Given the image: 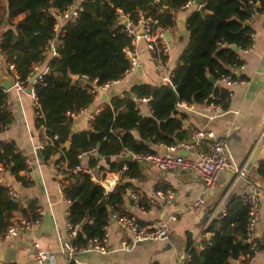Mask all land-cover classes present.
<instances>
[{
  "label": "trees",
  "instance_id": "16d2710c",
  "mask_svg": "<svg viewBox=\"0 0 264 264\" xmlns=\"http://www.w3.org/2000/svg\"><path fill=\"white\" fill-rule=\"evenodd\" d=\"M149 1L85 0L80 5L79 18L63 23L55 45L57 55L47 61V71L32 84L44 115L43 120H37V127L44 124L59 137L55 147L41 151L44 161L60 154L56 161L64 159L71 168L78 164V153L96 147L97 158L90 163L95 166L101 159L126 152L154 153L146 142L170 146L188 139L189 134L182 129L183 115H177V103L201 104L211 100L210 94L215 100L224 96L220 78L235 77L233 68L242 63L238 50L252 43V28L244 24L254 12L255 3L264 8V0H200L203 11L193 10L186 21L189 43L171 71L173 88L167 84H135L123 97L112 95L109 104L94 117L89 130L73 133V120L67 112H76L94 100V95L82 89L73 76L87 74L100 82L121 77L128 60L115 43L127 44L128 39L121 32L123 25L119 23L118 10L134 18L139 9L152 11ZM185 1L166 0V3L177 9ZM73 3L74 0H6L5 6L0 0V27L7 26L1 30L0 53L14 64L15 74L24 86L30 84L26 78L32 66L45 60L44 45L52 40L56 24L52 11L61 13ZM20 14L24 17L14 21ZM231 45L237 50H232ZM133 94L149 97V115L139 113ZM6 100L7 93L0 89V128L13 122L12 113L3 106ZM66 141L70 142L68 149L62 147ZM2 160L10 165L13 178L24 186L26 179L20 172L28 169L26 157L16 149L14 142H0ZM107 164L110 171L122 165L116 159ZM127 165L126 179L141 177L142 167L138 162ZM257 171L264 180V161L259 162ZM74 178L75 182L63 190L70 202L67 219L81 223L74 244L85 247L89 240L103 236L112 213L123 214L124 195L133 185L123 181L112 193L104 195L102 187L87 174L78 173ZM18 207V202L0 185V231L12 219L9 210ZM24 211L31 214L26 217H39L33 213L31 205ZM247 220L246 206L239 197H234L225 214L211 220L206 227V232L212 233L209 241L203 242L202 249H190L188 264H233L240 256L252 255L250 244L245 242ZM257 249H264V243Z\"/></svg>",
  "mask_w": 264,
  "mask_h": 264
},
{
  "label": "crops",
  "instance_id": "0c3cea01",
  "mask_svg": "<svg viewBox=\"0 0 264 264\" xmlns=\"http://www.w3.org/2000/svg\"><path fill=\"white\" fill-rule=\"evenodd\" d=\"M83 1L85 0H74L72 6L79 8ZM3 4L6 6V0H3ZM200 4L203 5L201 1ZM198 7L191 6L175 13L178 36L176 38L173 34L170 36L171 53L168 69H173L179 62L180 54L188 42L185 38L188 34L187 18ZM263 9L260 3L254 4V12L251 13L247 22L252 28V44L249 48L238 50L242 63L233 68V72L235 76H238L239 81L232 86V95L222 103L223 112L213 116L206 111L204 103L179 102L176 106L177 115H183L182 129L189 134L188 139L194 129L211 132L214 138H224L229 147L230 158L236 166L245 165L247 167L252 153L259 148L257 161L246 168L247 176L234 181L233 171L227 169L222 172L215 185L206 188L203 179L189 171L162 170L149 163H146V166L141 165L140 178L125 180L133 187L126 190L121 212L133 214L145 224L158 221L167 222L170 225V237L165 241L136 243L129 250H123L121 240L124 239L125 232L111 218L107 227L108 252L106 254L85 252L87 255L79 257L81 264H181L190 243V246L195 245V248L200 249L203 242L211 237L210 232L203 231L207 221L205 219L201 223L204 214H208L216 207V212L222 210L226 212L234 197L240 198L245 191L250 189H257L260 192V212L255 227V236L264 239V180L257 171L259 162L264 159ZM23 17L24 14H20L14 21L21 20ZM63 23L59 22L57 32L61 30ZM6 28L7 26L0 27V35L1 30ZM50 42L55 46L57 40ZM176 44L179 45L178 48ZM138 51L140 67L137 71L129 77L120 79V82L108 94L94 97L87 112L74 116L72 130L75 129L76 132L89 130L91 128L89 116L100 112L104 106L109 104L112 95L119 96L130 92L132 87L139 83L160 85V75L155 71L152 58L143 42L139 44ZM53 52H55L54 49L44 52L45 60L38 64L36 72H41L47 67V61L54 55ZM0 74L11 76L6 66V57L2 53H0ZM5 92L13 122L0 128V142H14L16 149L26 157L30 165L29 169L20 172V175L26 179L24 186L13 176L4 175L8 180L12 178L10 181L13 182L19 194L16 199L18 209L9 210V212L11 218L30 216L31 214L24 210L31 205L34 214L37 210L41 213L38 217L39 222L33 231L6 239L0 237V264H40L33 259V250L30 246V241L33 239L37 240L42 248L53 256V259L45 264H69L62 249V242L68 238L66 225L70 202L62 192L54 168L49 162L40 160L36 155L42 134L36 125L34 94H28L26 87L23 90L13 87ZM138 110L141 115L151 113L149 103H140ZM135 134L137 136V133ZM206 141L209 140L206 139ZM146 143L154 153L163 154L168 151V146L163 143ZM203 147L204 145L198 146L195 150H186L180 146L176 148L175 153L189 159H198V152ZM57 158L58 155L52 157L54 160ZM114 159L115 157H111L110 160ZM99 164L103 169L108 168L105 159H101ZM165 188L174 193L171 205L164 204L160 199L155 198V191ZM131 190L139 192L141 200L145 202L143 208L130 199ZM200 198L203 200V205L199 210L189 211L186 208L190 202ZM172 213L176 216L175 220L168 218ZM114 215H120V213L114 212L110 217ZM202 232L205 240L198 242L197 238ZM126 235L129 237L127 232ZM233 262L234 264H264V249L260 250L253 260Z\"/></svg>",
  "mask_w": 264,
  "mask_h": 264
},
{
  "label": "built area",
  "instance_id": "2783aa9c",
  "mask_svg": "<svg viewBox=\"0 0 264 264\" xmlns=\"http://www.w3.org/2000/svg\"><path fill=\"white\" fill-rule=\"evenodd\" d=\"M148 6L152 8V11L139 9L134 18H131L129 14L122 13L120 9L118 10L119 23L123 25L121 28V32L128 39L127 44H122L120 42L115 43L118 49L128 60V66L122 76L116 80L105 82H100L98 78L91 77L87 74H79L73 76V80L82 89L87 90L88 92L93 94L94 97L100 94H108L110 90L120 82V79L133 75L140 67L138 46L141 42L144 43L146 50L149 52L150 57L152 58L155 71L160 75V84H167L172 86L173 88V84L171 81L172 74L167 66L171 47L170 41L167 40L166 35L169 34L171 36L173 32L177 31V21L175 17V13L177 11L189 8L191 6L198 7L199 4H196L195 0H186L177 9H174L166 3V0H150ZM80 10L81 7H75V9L73 10V6L71 5L58 14L52 11V13L55 14L56 17V24L54 26V34L52 40H57L58 35L61 33V30L57 32L56 29L59 25V22L76 21L79 18ZM262 12L264 14V9ZM251 40H253L252 35ZM53 45L54 44L50 41L47 42L44 45V52L49 51L50 49H54L55 51V46ZM53 53V56L57 55L56 51ZM38 64H40V62L35 64V66L33 65L30 75H28L26 78L29 83L30 77L38 69ZM6 66L10 75L15 80L14 87L18 88L19 90H23L25 87H27L23 85V82L20 81L18 76L15 74L14 64L9 63L6 60ZM46 71L47 67L42 69V71L39 72L38 78H40L41 75ZM238 81V76H222L219 80V85L225 90L224 96L219 100H215L213 94H210L209 98H211V100H206L204 102L206 111H208L213 116L221 114L223 112L222 103L228 100V98L232 95L231 88ZM32 93L34 94V89H32ZM119 97H123V94H120ZM132 98L136 102L137 108L140 103H149L148 96H137L133 94ZM3 106L8 109L7 100ZM87 108L88 106L76 112H67V116L73 119L74 116L87 112ZM98 113L89 116L90 125L94 120V117ZM35 119L36 123L37 120L44 119V115L37 100L35 107ZM1 128H4V126ZM39 128L41 130L42 138L37 145V149L42 151L47 147H55L56 142L59 139L58 135L53 134L51 130L44 124H40ZM206 139H208L209 141H206ZM202 145H204V147L198 152V159H189L179 153H175L176 148L180 146H183L184 148H186V150H195L198 146ZM167 148L168 151L163 154L133 153L134 161H144L146 163L155 165L162 170L189 171L193 174L199 175L203 179L206 188H211L213 185H215L222 172L227 169L233 171L234 181L247 176L245 165L238 167L232 162L226 140L224 138H214L212 133L206 130L194 129L191 131L190 139L181 140L174 145L168 146ZM96 158L97 149L96 147H92L78 153V164L74 167H68L67 162L64 159H59V161H56L51 158L47 162H49V164L56 171L58 183H60L61 185L62 192L67 186L75 182L74 177L78 173H84L89 176L91 181L100 185L103 189V194L107 195L109 193H112L117 185L126 180L124 174L128 169V165L126 163H122L120 168L110 171L108 169L100 168V164H97L95 166L90 165V163L94 162ZM26 162L29 169V162L27 160ZM5 174L13 176L10 172V165L2 160L0 161V185H2L7 190L9 197H11L13 200H16L19 196L18 190L14 187L12 181L4 177ZM67 175H71L72 177L67 178ZM154 195L155 198L160 199L164 204L171 205L173 202L174 193L170 189H158L155 191ZM129 197L134 203H136L137 206L143 208L145 202L141 200V197L137 190H131L129 193ZM259 198L260 192L257 189L247 190L240 197V200L242 204L246 206L248 213L245 242L250 244V249L252 250L253 254L250 256H240L235 260L236 262L243 260H253L256 257L257 253L260 251L257 249L258 245L264 243V239H260L255 236V227L258 222L260 212ZM202 205L203 200L200 198L193 202H190L186 206V208L189 211H196L199 210ZM216 210L217 207L208 212L206 218L207 221L203 228L204 232L211 220L218 219L225 214V210H222L221 212H216ZM40 213V210H37V214L40 215ZM111 218H113L117 222L122 230L129 234V239L124 238L121 240V249L123 250H129L132 245L139 242L143 243L152 241H165L170 237V225L167 222L158 221L152 224H145L142 223L135 215L127 213L111 216L104 226V233L102 237H95L89 240L88 244L85 247H78L74 244V241L77 239L81 223H71L67 219L66 228L68 232V238L62 242V249L69 264H81L79 257L80 254L85 252H97L99 254H106L108 252L107 227L110 223ZM168 218L169 220H175L176 216L174 213H172L168 216ZM38 222L39 218L32 219L26 216L12 218L10 223L0 231V237L6 239L33 231ZM197 240L198 242H202L205 240L203 232L198 236ZM30 246L33 250L34 261L40 264H45L53 259V256L47 250L42 248L37 240H31ZM192 247H195V245H192L190 246V248H188L181 261V264H188V261L190 259V249ZM202 247L203 246H201L200 249H202Z\"/></svg>",
  "mask_w": 264,
  "mask_h": 264
},
{
  "label": "water",
  "instance_id": "95a60500",
  "mask_svg": "<svg viewBox=\"0 0 264 264\" xmlns=\"http://www.w3.org/2000/svg\"><path fill=\"white\" fill-rule=\"evenodd\" d=\"M196 4H199L198 10H199V11H203L204 7H203V5L200 4V0H196ZM74 9H75V6H73V10H74ZM244 25H245V26H249V23H245ZM166 38H167V40H169V41H170V39H171L169 34L166 35ZM230 48H231L232 50H234V51L237 50V47H236L235 45H231ZM38 75H39V72H35V73L30 77V79H29L30 84H28L27 87H26V92H27L28 94L32 93V89H33L32 84H33V83L35 82V80L38 78ZM209 79H210L213 83H215V80L212 78V76H209ZM14 86H15V80H14L11 76H2V75L0 74V89H1V90H3V91H8V90H10L11 88H13ZM72 132L75 133L76 130L73 129ZM263 142H264V139H263ZM69 145H70V142H69V141H66L64 144H62V147L65 148V149H68ZM259 151H260V149L258 148V149H256V150L252 153V155H251V157H250V159H249V162H248V166H247L246 168H249L250 166H252V165L257 161V157H258V153H259ZM181 153H182V152H181ZM182 154H184V152H183ZM36 155H37V157H38L40 160H42V161L44 160V158H43V156H42L40 150H38V149L36 150ZM115 159H116L117 162H119V163H126V164H129V163L134 162L133 153L121 154V155L115 157ZM109 160H110V159H107L106 161L108 162ZM138 163H139L140 165H142V166H146V162H144V161H142V162H138ZM10 180H12V178H11ZM206 217H207V214H204L201 223L204 222V220L206 219ZM139 243H140V242H139ZM85 255H87V253H82V254H80V256H85ZM232 263L234 264V262H232Z\"/></svg>",
  "mask_w": 264,
  "mask_h": 264
},
{
  "label": "rangeland",
  "instance_id": "374dc122",
  "mask_svg": "<svg viewBox=\"0 0 264 264\" xmlns=\"http://www.w3.org/2000/svg\"><path fill=\"white\" fill-rule=\"evenodd\" d=\"M172 34H173V37H175V38L178 36V33H177V32H173ZM185 38H186V40L188 41V42H187V44H188V43H189V34H187V36H185ZM175 42L177 43L178 40L175 41ZM186 46H187V45H186ZM178 47H179V45L176 44V48H178ZM170 50H171V49H170ZM183 50H184V49H183ZM183 50H182V51H183ZM170 53H171V51L169 52V55H170ZM181 53H182V52H181ZM169 71H172V69L169 68ZM123 231H124V230H123ZM124 232H125V231H124ZM124 234H125V236H126V237L124 236V238H128V239H129V237H127V235H126V232H125ZM130 242H131V241H130Z\"/></svg>",
  "mask_w": 264,
  "mask_h": 264
}]
</instances>
